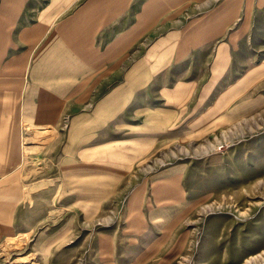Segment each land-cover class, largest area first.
I'll return each mask as SVG.
<instances>
[{"label":"rangeland","instance_id":"obj_1","mask_svg":"<svg viewBox=\"0 0 264 264\" xmlns=\"http://www.w3.org/2000/svg\"><path fill=\"white\" fill-rule=\"evenodd\" d=\"M261 64L264 0H0V264H264Z\"/></svg>","mask_w":264,"mask_h":264},{"label":"crops","instance_id":"obj_2","mask_svg":"<svg viewBox=\"0 0 264 264\" xmlns=\"http://www.w3.org/2000/svg\"><path fill=\"white\" fill-rule=\"evenodd\" d=\"M260 66H261V69L264 68V64H261ZM0 76H1L0 77L1 81L0 82L5 83L4 85L10 86V89H11V90L9 89V90H4V91L0 92L1 93L0 94L1 97L5 98V100H1L0 101V105H26L25 102L22 103L21 101L17 100L18 97H19L18 96V90H20L19 88L21 87L20 84L22 82L21 81L18 82V79H15V80L12 79L14 77H12V73L11 72H7L6 74H2ZM242 78H244V76ZM242 78H240V79H242ZM240 79L238 80V82L240 81ZM212 80H213V82L210 84L209 95H210V92L214 89V87L218 84L217 83V79H215V80L212 79ZM1 86H3V85H0V89H1ZM230 87L227 88V91H224L223 93H220V95L214 99V100H216L217 104L219 103V101L222 98L225 100V98H224L225 95H227L226 99H230V97L233 95V93L231 92V88ZM240 94H242V93H240ZM209 95H208V97H209ZM7 96H8V98H7ZM208 97L205 95V92H204V94L202 96V101H206L208 99ZM7 99H9V100H7ZM263 101H264V97L262 95H256V96H253V97H247V98H245V100L240 101V103L238 104V105H240L238 107L239 109H236V110H238L237 112H240V115L248 114L247 112L251 110V107H253L255 105H261V103ZM160 220H161L162 224H165V223L168 222L169 217L168 216H166V217L162 216L160 218Z\"/></svg>","mask_w":264,"mask_h":264},{"label":"bare ground","instance_id":"obj_3","mask_svg":"<svg viewBox=\"0 0 264 264\" xmlns=\"http://www.w3.org/2000/svg\"><path fill=\"white\" fill-rule=\"evenodd\" d=\"M26 150V149H25ZM253 192V191H252ZM22 235V234H21ZM22 236H27L26 234L25 235H22ZM20 238V237H19ZM13 240L14 241H16V240H18V237L17 238H12V237H10V238H8L7 240H6V242L7 243H9L10 245H11V243L13 244ZM14 245V244H13ZM23 260V259H22ZM22 262V261H21ZM24 262V261H23Z\"/></svg>","mask_w":264,"mask_h":264}]
</instances>
